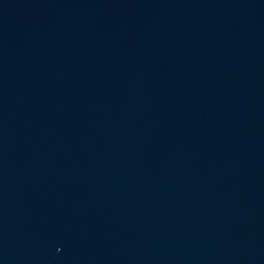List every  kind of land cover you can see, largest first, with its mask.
I'll use <instances>...</instances> for the list:
<instances>
[{"label":"water","instance_id":"water-1","mask_svg":"<svg viewBox=\"0 0 264 264\" xmlns=\"http://www.w3.org/2000/svg\"><path fill=\"white\" fill-rule=\"evenodd\" d=\"M0 264H264V0H0Z\"/></svg>","mask_w":264,"mask_h":264}]
</instances>
